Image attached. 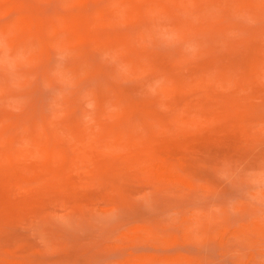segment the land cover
<instances>
[{
  "label": "rangeland",
  "instance_id": "rangeland-1",
  "mask_svg": "<svg viewBox=\"0 0 264 264\" xmlns=\"http://www.w3.org/2000/svg\"><path fill=\"white\" fill-rule=\"evenodd\" d=\"M0 264H264V0H0Z\"/></svg>",
  "mask_w": 264,
  "mask_h": 264
},
{
  "label": "clouds",
  "instance_id": "clouds-1",
  "mask_svg": "<svg viewBox=\"0 0 264 264\" xmlns=\"http://www.w3.org/2000/svg\"><path fill=\"white\" fill-rule=\"evenodd\" d=\"M222 165H223V164H222ZM222 165H221V166H222Z\"/></svg>",
  "mask_w": 264,
  "mask_h": 264
}]
</instances>
